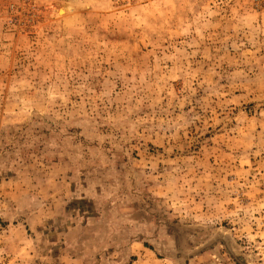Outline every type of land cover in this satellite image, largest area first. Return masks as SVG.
<instances>
[{
  "label": "rangeland",
  "instance_id": "obj_1",
  "mask_svg": "<svg viewBox=\"0 0 264 264\" xmlns=\"http://www.w3.org/2000/svg\"><path fill=\"white\" fill-rule=\"evenodd\" d=\"M0 264H264V0H0Z\"/></svg>",
  "mask_w": 264,
  "mask_h": 264
},
{
  "label": "bare ground",
  "instance_id": "obj_2",
  "mask_svg": "<svg viewBox=\"0 0 264 264\" xmlns=\"http://www.w3.org/2000/svg\"><path fill=\"white\" fill-rule=\"evenodd\" d=\"M64 11H65V9L62 8V9H60V10L58 11V13L62 14V13H64Z\"/></svg>",
  "mask_w": 264,
  "mask_h": 264
}]
</instances>
